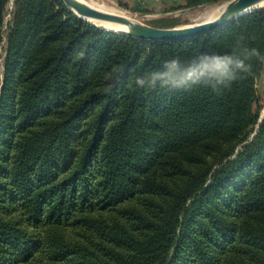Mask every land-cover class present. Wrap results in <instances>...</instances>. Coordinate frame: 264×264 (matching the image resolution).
<instances>
[{
  "label": "trees",
  "instance_id": "16d2710c",
  "mask_svg": "<svg viewBox=\"0 0 264 264\" xmlns=\"http://www.w3.org/2000/svg\"><path fill=\"white\" fill-rule=\"evenodd\" d=\"M226 55L247 70L217 78L211 58ZM173 60L193 79L153 86ZM263 65L264 7L196 37L140 41L62 0H14L0 264H264Z\"/></svg>",
  "mask_w": 264,
  "mask_h": 264
},
{
  "label": "water",
  "instance_id": "95a60500",
  "mask_svg": "<svg viewBox=\"0 0 264 264\" xmlns=\"http://www.w3.org/2000/svg\"><path fill=\"white\" fill-rule=\"evenodd\" d=\"M64 4L78 17L90 22L87 18L103 20L124 25L123 31H116L98 26L102 29L121 35L142 40H178L199 36L203 32L211 31L224 26L232 20L260 7L264 0H227L220 13L213 19L202 20L196 23L173 27H155L124 15L110 13L90 6L82 0H62ZM261 6H264L262 4ZM92 23V22H91ZM95 25V24H94ZM97 26V25H96ZM264 110L260 116L262 118Z\"/></svg>",
  "mask_w": 264,
  "mask_h": 264
},
{
  "label": "rangeland",
  "instance_id": "374dc122",
  "mask_svg": "<svg viewBox=\"0 0 264 264\" xmlns=\"http://www.w3.org/2000/svg\"><path fill=\"white\" fill-rule=\"evenodd\" d=\"M88 1H94L102 5L104 4L105 7L107 8H112L113 6V9H116L117 11L119 10L121 11L123 9L122 11L126 12V14L128 15H131L134 19L149 25H153L154 23L160 24L157 21L162 20L165 22L163 24L183 26L201 21L202 19H204L205 11H206L205 9H207L209 6H213L219 2H225L227 0H219L217 2L201 4L198 6H188L187 0H180V1L170 0L171 1L170 4L166 6L162 4L149 5V4H145L144 0H141L142 3L136 5V7H131L130 6L131 2L128 0H88ZM263 7L264 6H260L258 8H263ZM4 10H5L4 27H3L4 39L1 43V48H0V54H1L0 79H2V74H3L6 35L9 31V25L13 16L14 0H8V2L4 7ZM1 88H2V83H0V92H1ZM257 91L260 97L257 107L260 109V112L262 114L264 110V65L261 76L257 81Z\"/></svg>",
  "mask_w": 264,
  "mask_h": 264
},
{
  "label": "clouds",
  "instance_id": "9594fccd",
  "mask_svg": "<svg viewBox=\"0 0 264 264\" xmlns=\"http://www.w3.org/2000/svg\"><path fill=\"white\" fill-rule=\"evenodd\" d=\"M209 58L205 57L198 61V64L201 66H207V61ZM191 67V66H189ZM211 67L217 78L227 77L229 79L234 78L235 72L237 70L246 71L247 68L244 64V61L232 56H223V57H213L211 58ZM181 65L179 61L173 60L165 63V70L162 72H154L150 74V83L155 86L157 81L163 83H185L193 79V74L191 72H185L183 76L180 73ZM207 75V71L204 72ZM144 78H138L137 84L143 86L145 84Z\"/></svg>",
  "mask_w": 264,
  "mask_h": 264
},
{
  "label": "bare ground",
  "instance_id": "6f19581e",
  "mask_svg": "<svg viewBox=\"0 0 264 264\" xmlns=\"http://www.w3.org/2000/svg\"><path fill=\"white\" fill-rule=\"evenodd\" d=\"M82 1H85L90 6L95 7L99 10L110 12V13H116L119 15H124V16L131 18V19H134L131 15H128V14H126V12L122 11L123 9L121 11L118 9L119 11H117L116 9H113V6H112V8H107V7H105L104 4L103 5L98 4L94 1H88V0L87 1L82 0ZM224 3L225 2H219L213 6H209L207 9H205L206 11H205L204 19H202V18L201 19L202 20H210V19L215 18L220 13V11L222 10ZM262 4H264V1L259 3L260 6ZM202 12H204V11H202ZM87 20H89L90 22H92L93 24H95L97 26H102V27H105L107 29H112V30H116V31H123L126 29V27L124 25L113 23V22H107V21L97 20V19H92V18H87Z\"/></svg>",
  "mask_w": 264,
  "mask_h": 264
},
{
  "label": "crops",
  "instance_id": "0c3cea01",
  "mask_svg": "<svg viewBox=\"0 0 264 264\" xmlns=\"http://www.w3.org/2000/svg\"><path fill=\"white\" fill-rule=\"evenodd\" d=\"M131 2V7H136V5L141 4V0H128ZM176 1H180V0H176ZM145 4H162L164 6L169 5L170 4V0H144ZM177 3V2H176Z\"/></svg>",
  "mask_w": 264,
  "mask_h": 264
}]
</instances>
